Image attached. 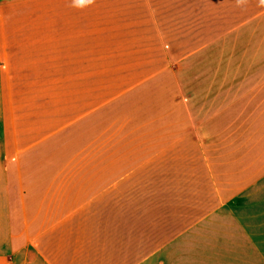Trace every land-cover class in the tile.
<instances>
[{"label":"crops","instance_id":"0c3cea01","mask_svg":"<svg viewBox=\"0 0 264 264\" xmlns=\"http://www.w3.org/2000/svg\"><path fill=\"white\" fill-rule=\"evenodd\" d=\"M237 1L0 0V264H264Z\"/></svg>","mask_w":264,"mask_h":264},{"label":"rangeland","instance_id":"374dc122","mask_svg":"<svg viewBox=\"0 0 264 264\" xmlns=\"http://www.w3.org/2000/svg\"><path fill=\"white\" fill-rule=\"evenodd\" d=\"M197 3L200 4L201 2ZM236 4L238 15L233 18L235 26L233 38L240 41L242 33L253 32L261 36L264 25V0H238ZM262 39L263 37H260L259 40Z\"/></svg>","mask_w":264,"mask_h":264}]
</instances>
